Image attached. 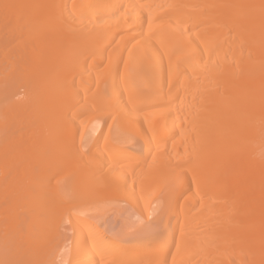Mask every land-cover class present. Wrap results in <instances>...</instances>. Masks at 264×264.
Instances as JSON below:
<instances>
[{"label":"bare ground","instance_id":"bare-ground-1","mask_svg":"<svg viewBox=\"0 0 264 264\" xmlns=\"http://www.w3.org/2000/svg\"><path fill=\"white\" fill-rule=\"evenodd\" d=\"M0 264H264V0H0Z\"/></svg>","mask_w":264,"mask_h":264},{"label":"rangeland","instance_id":"rangeland-1","mask_svg":"<svg viewBox=\"0 0 264 264\" xmlns=\"http://www.w3.org/2000/svg\"><path fill=\"white\" fill-rule=\"evenodd\" d=\"M86 115H88V116H90L89 114H87V113H84L83 115H81L80 116V118H82V117H86ZM88 116H87V118H88ZM79 118V120L81 121V119ZM86 118V119H87ZM89 118H91V116L89 117ZM83 122H85V120L83 119ZM87 123V122H86ZM85 123V124H86ZM84 123H82L81 125H83ZM80 127V126H79ZM143 161V160H142ZM142 161H140L139 160V162H137V163H139V165H137L138 166V168H137V166H136V170H138L139 169V166L140 165H142V164H140ZM68 162H70V161H68ZM67 162V163H68ZM72 163L71 164H73L74 166L76 165L75 164V161H71ZM143 163V165L145 166L146 164L148 165V163H147V161H146V164H144V162H142ZM143 165H142V167H143ZM71 166V165H70ZM69 166V167H70ZM67 167V166H66ZM65 167V168H66ZM65 168H64V172H65ZM145 168H148L147 166H145ZM145 168H142L141 170L143 171V169L145 170ZM55 169H57V168H55ZM61 169V168H60ZM70 169H72V168H70ZM66 170H69V169H66ZM54 171V170H53ZM59 171V170H58ZM55 172L54 171V173H55V175H56V173H57V175H58V177L60 176V174H61V171H59V172ZM70 171V170H69ZM67 172V171H66ZM141 172V171H140ZM68 173V172H67ZM142 173H144V172H142ZM146 173H148V171L146 172ZM145 173V174H146ZM50 174V173H49ZM54 175V174H53ZM52 175V176H53ZM57 175H56V177L54 178V177H51L50 175H49V177L51 178V179H55L56 180V178H57ZM64 175H66V174H64ZM63 176V175H62ZM61 177V176H60ZM151 178H152V176H151ZM151 178H150V180H151ZM52 180V181H53ZM59 180V179H58ZM158 180V179H157ZM54 182V181H53ZM151 183V182H150ZM152 184H153V180H152ZM66 186V185H65ZM69 186V185H68ZM68 186H66L67 188H68ZM136 190H137V188H136ZM49 196V195H48ZM133 197H134V199H133ZM49 198V197H48ZM132 199H133V201H132ZM132 199H131V196L129 197V200H131V201H126V202H123L122 203V201H121V203H118V202H116V203H118V205L119 206H117L116 204H113L114 206H117V207H121V208H115L113 205H111L109 208H108V210H109V212L107 213V217H106V219H108V220H106L105 219V221H108L107 222V224H106V222L104 221V220H102L103 221V223L105 222V227L107 228V225H108V228L109 229H107V230H111V233H113L112 231H114V233L116 232V230H124L125 231V225H127L128 226V222L129 223H131L129 220L131 219V221H133L134 220V217H136L135 216V214H133V213H135V210L134 209H132L133 208V204H134V200H135V196H132ZM128 202V203H127ZM133 202V203H132ZM126 203V204H125ZM131 203V204H130ZM121 205V206H120ZM28 205L26 204V207H27ZM113 206V207H112ZM26 207H24V208H26ZM29 207V206H28ZM113 208V209H112ZM31 208H29V210H30ZM112 209V210H111ZM116 209L118 210L119 209V211H116ZM124 209V210H123ZM121 210V211H120ZM34 211V210H33ZM33 211H32V209H31V211H27L26 213L27 214H31V213H29V212H32L33 213ZM25 213V214H26ZM24 214V211H22V215L24 216L25 215ZM50 214V213H49ZM46 214V216L47 217H49V218H51L50 217V215L52 214ZM54 215H55V213H54ZM131 215H134V217H133V219H132V216ZM28 216V215H27ZM82 217H84L83 215H81ZM26 217V216H25ZM29 217V216H28ZM43 217H44V215H43ZM47 217H45V218H47ZM52 217H53V215H52ZM85 218H89V220H91V221H93V219H91L92 217H90V216H85ZM103 219V218H102ZM96 220H97V218H96ZM136 220H138V218L136 219ZM134 221V222H137V221ZM94 221H95V218H94ZM127 229V228H126ZM139 230V229H138ZM137 231V230H136ZM144 231H146V230H142V232L144 233V234H147L148 232H150V231H146V232H144ZM141 232V230H139V233ZM108 233H110V232H108ZM110 233V234H111ZM143 233H141V234H143Z\"/></svg>","mask_w":264,"mask_h":264}]
</instances>
